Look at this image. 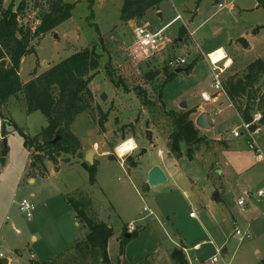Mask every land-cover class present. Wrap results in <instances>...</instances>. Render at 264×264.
I'll return each mask as SVG.
<instances>
[{
  "label": "rangeland",
  "instance_id": "374dc122",
  "mask_svg": "<svg viewBox=\"0 0 264 264\" xmlns=\"http://www.w3.org/2000/svg\"><path fill=\"white\" fill-rule=\"evenodd\" d=\"M64 1L74 5L72 17L53 32L32 41L35 52L22 60L20 76L23 82H28L35 74L44 73L74 53L88 47L97 48L102 56L101 68L90 85L95 101L91 110L78 116L71 126L72 133L80 140L84 151L93 148L95 143L101 147L97 153V181L91 183L89 173L83 167L87 153L80 157L62 155L57 164L60 168L56 171L57 165L53 162L46 159L40 163L33 158L35 147L26 148L22 137L12 125H6L3 137V120L0 118V264H5L4 261H7L6 264H29L35 255L37 261H46L49 256L64 253L67 246L63 239L75 235V231L80 234L88 232L83 225L74 228L75 211L68 202L69 198L78 201L86 194L93 198L95 206L112 214V223L121 227L146 216L148 219L145 223L152 224L147 225V229L154 227L153 230L159 234L155 216L145 212L144 208H151L158 214V219L167 223L165 215L173 218V214H176L174 225H167L165 229L172 227L176 234H180V239L189 249L191 264H264V237L257 240L255 233L244 241L231 237L235 229L233 215L238 221L250 222H258L264 216V198H257L256 195L248 201L247 208L250 210L246 212V216H237L239 195L245 190L256 194L264 189L263 183L255 187L254 191L252 188L255 179L251 176L245 180V189L240 188L242 181H238V175H244L249 170V165L243 164L242 169H238L237 164L247 159L253 161L256 156L248 141L238 139L239 144L231 147L221 146L214 141L202 144L196 148L194 160L188 158L185 143L181 145L182 156L171 158L168 142L173 129L169 112H193L197 105L205 104L200 92L204 86L211 84L212 74L207 53L220 46L228 50L235 47V42L242 47L241 38L247 39L251 35L254 37L249 38L252 50L245 55H236L235 66L226 73V78L234 74L243 76L250 63L256 59L264 60V9L258 7L257 0H165L160 5V12L148 11L139 26L149 24L153 31L165 28L164 35L169 48L144 60L133 58V32L125 29L126 35H121L123 0H95L93 9L88 0ZM228 2L234 4L233 11L227 6L219 8V4ZM19 3L20 0H16L15 5L18 6ZM8 4L9 0H5V5ZM199 8L201 11L197 15ZM239 8L247 10L241 11ZM27 15L29 23L36 25L37 12L34 14L33 11H27ZM179 16L183 19L179 20ZM258 27L261 28L256 31ZM178 56H187L190 64L195 60L197 63L188 73L176 74V70L168 69L175 77L163 89L161 86L166 80L164 68L170 58ZM223 57L225 52L221 49L212 55L214 61ZM108 70L119 86L110 81ZM149 73L157 74L149 80ZM261 89L262 93L264 79ZM140 91L142 95L138 94ZM143 98L151 105L144 104ZM239 102L240 105L245 104ZM220 103L222 106L207 104L212 109V121L216 117L213 109L223 108V112L217 117L218 124L215 121V128L209 134L213 139L219 136L226 139L234 129L243 125L241 115L233 105L234 108L229 106L226 98L222 97ZM2 113L30 137L39 135L48 126L47 118L40 112L27 113L20 94L3 105ZM104 115L107 118L102 126L100 123ZM190 117L193 120V113ZM259 118L260 115L255 114L253 121ZM254 126L262 128L256 139L264 152V126L259 120ZM149 131L151 135L148 134ZM200 131L203 134L207 130ZM130 138H134L137 143L134 153L120 157L113 150L111 157L102 158L99 155ZM4 149L7 150L6 156ZM2 159H5L4 164ZM220 159L221 171L225 175L222 190L219 189L221 179L217 174ZM95 160L94 158V162ZM120 160L126 164H122ZM32 161L36 165L33 172L30 170ZM131 161L136 162L135 167H131ZM226 162L231 164L229 168L225 166ZM156 165L165 174H173V180L161 186L147 188L149 170ZM259 173H264V163L258 168L256 176ZM206 174L216 184L217 192L224 193L223 197L232 214L229 221L219 229V239L211 236L214 233L209 226L208 214L207 217H202V223L189 219L191 211L198 215L205 212L204 206L211 193L210 188H214L207 181ZM204 187H207L206 191ZM24 199L36 206L30 221L19 210V203ZM240 226L242 230H246L245 225ZM33 236H37L38 241H34ZM134 239L138 241L137 237ZM160 239L161 243H157L159 249H152L148 245H153V241L147 245L145 240L141 243L134 242L133 251L136 253L145 245L148 251L152 250L144 258L153 262L159 253L164 254L165 248L170 247L164 233ZM203 241L206 243L195 251L194 244ZM213 243L223 246L217 251ZM224 249L228 250V255L223 254ZM256 249H260L261 253H256ZM185 256L187 259L188 256ZM214 257L218 258L216 263L212 262ZM187 261L189 264V259Z\"/></svg>",
  "mask_w": 264,
  "mask_h": 264
},
{
  "label": "trees",
  "instance_id": "16d2710c",
  "mask_svg": "<svg viewBox=\"0 0 264 264\" xmlns=\"http://www.w3.org/2000/svg\"><path fill=\"white\" fill-rule=\"evenodd\" d=\"M165 0H123L121 8V22L127 25L130 21H138L145 17L150 10H159ZM16 0H0V118L2 133L5 136V127L12 125L13 129L22 137L24 146L28 149L35 147L36 158L40 163L49 160L58 164L62 155L81 156V142L72 133L71 126L78 116L89 112L95 101L91 90V83L99 75L102 56L96 47H88L74 53L65 60L49 68L44 73L35 76L28 82H23L20 76L22 60L35 52L32 41L48 33L53 32L58 26L72 17L73 4L64 0H20L18 6ZM93 9L95 0H88ZM258 7L264 9V0H257ZM27 11L37 12V25H31L28 21ZM263 27V26H262ZM261 27H258L256 31ZM255 31V32H256ZM244 45L247 43L244 40ZM197 61H193L186 68L192 71ZM157 73H149L151 80ZM107 75L111 82L119 86L114 80V75L108 70ZM166 80L161 88L173 81L175 74L169 73L164 68ZM264 79V60L257 59L247 66L243 76L230 75L225 80V90L229 101L241 115L245 123H252L255 114L260 115V124L264 126V91L261 93V84ZM258 96V94H260ZM22 95L27 107V113L40 112L48 120V126L42 132L30 137L16 124L3 116L2 107L11 98ZM142 95L140 91L138 93ZM245 102L240 105V102ZM144 104L151 103L143 98ZM240 106H237V105ZM196 111L176 112L170 111L172 119V132L169 135V148L171 154L180 158L182 156L181 145H187V156L195 159V150L202 144H210L211 139L202 134L200 129L191 119V114ZM106 115L101 119L100 125L104 126ZM256 127L254 126L253 129ZM56 143L54 142L56 139ZM221 144V143H220ZM7 150L4 149V156ZM35 160V159H34ZM83 167L88 171L90 182H96L97 161L92 166L83 162ZM131 167L136 162L131 161ZM36 168L35 161L30 163V170ZM59 170V165L55 166ZM218 192L213 194V199H218ZM69 204L75 210L78 218L88 227V234L84 239L74 244L64 253L49 261L31 260L29 264H111L108 256V243L113 236V229L106 223L100 222L94 212L92 202L83 195L78 199H68ZM138 231L132 233L136 238ZM129 241L125 236L121 243V249ZM177 264H188L184 251L175 250L172 254Z\"/></svg>",
  "mask_w": 264,
  "mask_h": 264
},
{
  "label": "crops",
  "instance_id": "0c3cea01",
  "mask_svg": "<svg viewBox=\"0 0 264 264\" xmlns=\"http://www.w3.org/2000/svg\"><path fill=\"white\" fill-rule=\"evenodd\" d=\"M226 5H227V8L230 11H233L234 10V4L232 2H228ZM239 9L241 11L247 10V9H244V8H239ZM200 11H201L200 8L196 11L197 15H199ZM157 12H160V10H157ZM143 19L144 18H142L141 20H138V21H136V20L135 21H130L129 23H127V25H124L123 23H121V26L123 27V28H121V30H122L121 35H126L125 29H129V30H131L133 32V28L137 24L139 25V23ZM193 20L194 19L192 18L191 19V24H193ZM202 25L199 26L197 28V30L200 27H202ZM162 30L164 31L165 28H163ZM249 38L253 39L254 37H252L251 35H249V37L247 39L246 38H244V39L241 38L242 41H244L246 39L245 41H246L247 45H249V46H247V48L245 47L244 42H243V46L242 47H240L238 45V43L235 42V43H233V45L235 47H230L227 50L226 48H224V46H220L218 48H215V50H213L212 52L221 49V50H223L226 53V55H227V63H228V67H229V70L228 71H230V69H232L235 66V62H236L235 57H236L237 54L245 55V53H247L250 50H252L251 40L249 41ZM239 40H240V38H239ZM167 48H169V45H167V47H166V49L164 51H166ZM212 52L207 53V55L211 54ZM182 57H184L187 60L188 64H190V62L188 61V57L187 56H182ZM40 74H42V73H37V74H35V76H38ZM200 93H201V98H202V94H204V93L213 94V91L211 89V84L208 85V86H204V88H202V90H201ZM207 104H209V103L201 104L199 106L197 105L196 112L193 113V121H194V123L196 124V120L198 119V117L200 115H202L203 113H206L207 116H208L209 122L212 125V129L209 130V131L208 130L207 131H204L203 134H205L212 141L217 142V143H221L220 144L221 146L231 147L234 144H239L238 139L236 140V138H234L232 135L230 137L226 138V139L224 137H220V136L213 139V138H211L209 136L210 132L213 131L214 128H215V125H214L215 121L218 124L217 117L219 116V114H221L223 112V108H221V109L220 108L213 109L214 112L216 110H219L220 113L218 115H215L216 117L214 118V121H212L211 120V114H212L211 113V110L212 109L210 110V108H209V106ZM221 106H222V104H221ZM229 106L232 107V108H234L230 102H229ZM261 130H262V128L260 127V131ZM229 138H231V139H229ZM130 139H133L134 140V138H130ZM134 142L136 143L135 140H134ZM229 143H230V146H229ZM136 145H137V143H136ZM117 147L118 146H114V147L110 148L109 150H104V151L100 152L99 155L102 158L111 157V155H110L111 154V151L114 150L115 151V154H117V152H116V148ZM100 149H101V147L100 146H97V144L95 143L94 146H93V148H90L87 151H84V148H82L81 153L82 154H85V153H88L90 151H93L94 152V158L96 159L95 161L99 162L97 160V153H98V151ZM260 149H261V147H260ZM134 151H136V149ZM134 151L131 152L130 154L134 153ZM169 151H170V149H169ZM261 151L263 152L262 149H261ZM169 153H171V152H169ZM263 155H264V152H263ZM171 158H174V156L172 155ZM117 160H119V159L117 158ZM222 160H223V158H222ZM222 160L220 159V168L217 170V174L219 176V179H221V182H220L221 185L219 186V189L221 188V190H222V187L224 186V183L223 182L225 180L224 171L223 170L221 171ZM121 163L122 164L123 163L126 164L124 161L123 162L121 161ZM263 163H264V160L259 159L257 157V155H256L255 158L253 159V161L251 159H247V160H245V162H241V163L237 164L238 169H242L243 164L249 165L248 166L249 167V170L244 175L243 174L238 175V181H242V182H240V188L246 187L245 186L246 185L245 180H246V178L249 179L248 176H251L253 179H255V181L253 183L254 187L252 188V189H254V191L256 189L255 187H257L258 185H261V184L264 183V173L263 174L259 173V175L256 176L257 175V172H258V168ZM74 165L80 166L78 164H74ZM156 166H158V165H156ZM225 166L229 168L231 166V164L229 162H226L225 163ZM153 167H155V166H152L151 168H153ZM169 169H171V168H169ZM130 170L131 169H129V171ZM164 173H165V171H164ZM165 175L167 176V182L166 183H168L169 181L171 182L173 180V174H170V176L167 175V174H165ZM205 177H206L207 181L209 183H211L210 186L211 187L214 186L213 189L210 188L211 189V193H210V195L208 197L207 203L204 206L205 212H202L199 215L197 213V218H190V216H189V219L190 220H199L198 223H202V217L203 216H206V214H208L209 215L208 220L210 221L209 222V226L213 229L212 230V233H214V234L211 233L212 234L211 236L213 238H215V239H219V229L222 228L227 221H229L230 215H232V214H231V211H230L228 202L223 197L224 193L221 194L222 191H219L218 192L219 194H217L218 195V199L217 200L213 199V196L212 195L215 193V191H217V186H216L215 183L212 182L211 178H209L207 176V174H206ZM96 181H97V179H96ZM31 182H33L32 179H31ZM203 189H204V191H206L207 190V187H204ZM243 189H245V188H243ZM260 190H264V189H260ZM225 191H227V189ZM241 194L239 195V197L241 196ZM85 196H87V198L92 202L93 208H94L93 210H94L95 214H97L99 221L100 222H103V223H106L109 226V228H112L113 229V236L111 237V239L109 240V243H108V256H109V260H110L111 264H177L176 261L173 259L172 254H173V252L175 250H181V249L186 253V254L185 253L184 254L188 256L187 259H189V264H191L190 263L191 261H190V258H189V249L187 248L186 244L182 241V239H180V234H176L174 232L175 231L174 228H172V227H171V229H170V227L167 228V229H165L166 228L165 226H167V225H171V226L174 225V219L176 218V214H173V218H171L170 216L165 215V217L167 218V221H168V223H167V222H165L163 220L161 221L160 219H158L157 216H156L158 214L154 210L152 211L151 208L145 207V208H147L146 211H145V208H144V211L145 212H149L150 215L155 216V220L154 221L158 222L156 224V228H158L160 230L159 234H157L153 230L154 227L151 228V229H147V225H152V224H150L148 222L145 223V221L148 219L146 216H144L142 218H138V220H133V221L127 223V225L121 227L120 225H115L114 223H112V216H113L112 214L105 213L101 209H99L97 206H95V204H94L95 202H94L93 198L89 194H86ZM239 197H238V199H239ZM238 199H237V201H238ZM248 201H247V204L244 207H240V206L238 207V204H236V206L239 208L238 213H237V216L238 215L239 216H243V218H244L246 216V212H249L250 209L247 208ZM243 218H240L239 217V219H243ZM78 219L79 218H78V216H77V214L75 212V224H74V228L77 229V228H79V227H81L83 225V227L85 228V230H86V228L88 229V227L83 222L78 221ZM233 220L235 221V226L236 225L240 226L241 224L242 225H245L246 229H249L252 233H255V235L257 236V238H256L257 240L260 239V238H262V237H264V216L258 222H255V220L254 221H251V222L250 221H240L239 220L240 223H241L240 224L239 221L235 218L234 215H233ZM130 225H134L137 228L136 231H138V236H137V238H138L137 240L138 241H136L132 237V233H130L128 231V227ZM199 226H200V224H199ZM126 229H127V231H126ZM74 233H75V235H72L70 238L63 239L65 241L64 243H66L65 245L67 246V248L65 249V251L67 249H69L70 247H72L77 242H79L82 239H84L86 237V235L88 234V232H83L82 234H80L77 231H75ZM162 233H164L167 236V238L169 240L168 242L170 243V247L169 248H165L164 254L159 253L156 256V259L153 262H150L147 259L145 260V258H144L145 255H147V253H149L153 248L159 249V247L157 246V243L158 242L161 243V239L160 238H161V234ZM233 233H234V231L232 232V234ZM232 234H231V237H232ZM126 235H131V238L129 239L130 242L126 243V245L124 246L123 252H122L121 243H122L123 237L124 236L126 237ZM214 235H216V236H214ZM208 236H210V235H208ZM33 240L34 241H38V237L37 236H33ZM145 240H147V245H148V242L153 241V245H151V246L148 245L149 247H152V249L150 251H148V248H146V246L143 245L140 249H138L139 251H137L135 253L133 251V243L134 242L141 243V242H143ZM204 243H206V241H203L202 243L197 242L196 244H194V246H193L194 247V250L195 251L196 250H199L201 248L202 244H204ZM213 245H214V247H215V249L217 251H219L221 249V247L223 246V244H221V246H218V244H216V243H213ZM50 251H51V249H50ZM222 252H223L224 255H228V250L224 249ZM52 253H54V252H52ZM256 253L260 254L261 253V250L260 249H256ZM55 257H57V256L56 255H54L53 257L52 256H49V258L46 259V261H49L51 259H54ZM31 260L37 261L36 260V255H35V258L32 257ZM4 263H5V261H4Z\"/></svg>",
  "mask_w": 264,
  "mask_h": 264
},
{
  "label": "built area",
  "instance_id": "2783aa9c",
  "mask_svg": "<svg viewBox=\"0 0 264 264\" xmlns=\"http://www.w3.org/2000/svg\"><path fill=\"white\" fill-rule=\"evenodd\" d=\"M227 5L226 4H219V8L223 9ZM36 14V12H34ZM178 19H182L181 16ZM37 25V21H36ZM35 25V26H36ZM134 34V44L132 48L134 49L133 58H142L144 60H148L152 58L154 55L163 52L167 45L168 41L164 35V31H153L150 28L149 24L139 26L138 24L133 28ZM220 50V49H219ZM219 50L212 52L211 54L207 55V59L211 68V89L213 94L204 93L202 94V99L205 103L214 104L221 106L220 99L222 97L226 98L229 101L228 95L225 90V80H226V73L229 70L228 63H227V55L225 53V57L223 59L214 61L212 55L217 53ZM131 56V55H130ZM187 60L182 57H173L170 58L167 62V68L170 70H177L180 68H186L188 66ZM230 102V101H229ZM231 103V102H230ZM220 113L219 110H216L214 114L218 115ZM257 120H260L257 119ZM257 120L253 121L252 123H245L243 121V125L237 129H234L231 134L236 139H245L248 141L249 147L251 150L255 151L257 157L261 160H264L263 152L261 151L256 136L260 132V128L257 127L253 129L254 125L256 124ZM244 130V131H242ZM256 195L257 198L264 197V190L258 191L256 194L250 191H243L241 196L239 197L237 204L240 207H244L247 204V201ZM19 210L22 214H24L27 220H32L33 214L36 211V206L27 199L22 200L19 203ZM147 208H145V211ZM264 215V214H263ZM190 218H197V214L194 211H191L189 214ZM137 230L134 225H130L128 227V231L133 233ZM252 236V232L249 229L242 230L240 226L236 225L234 229V233L232 237L238 238L240 241H244L245 239H249ZM220 252H218V255ZM0 256H2L0 254ZM218 261L217 257H214L212 262L216 263Z\"/></svg>",
  "mask_w": 264,
  "mask_h": 264
},
{
  "label": "water",
  "instance_id": "95a60500",
  "mask_svg": "<svg viewBox=\"0 0 264 264\" xmlns=\"http://www.w3.org/2000/svg\"><path fill=\"white\" fill-rule=\"evenodd\" d=\"M159 16H161V14ZM188 72H189V69L187 68H180L175 71L176 74H182V73H188ZM196 126L200 129L208 130V131L212 129V125L210 124L206 113H203L202 115L198 117V119L196 120ZM148 134L151 135V132L149 131ZM57 140L58 138L54 142L56 143ZM145 152L146 151H144V153ZM170 156L172 157L171 154ZM85 161L90 166L94 164V152L93 151H90L86 154ZM1 162L2 164H4L5 159H2ZM147 182H148L147 188L161 186L167 182V176L165 175L164 171L159 166H155L150 170L148 177H147ZM126 238L130 239L131 235H126ZM5 263H7V261H5Z\"/></svg>",
  "mask_w": 264,
  "mask_h": 264
},
{
  "label": "bare ground",
  "instance_id": "6f19581e",
  "mask_svg": "<svg viewBox=\"0 0 264 264\" xmlns=\"http://www.w3.org/2000/svg\"><path fill=\"white\" fill-rule=\"evenodd\" d=\"M216 54V53H215ZM214 54V55H215ZM214 60V59H213ZM221 60V59H220ZM230 63V62H229ZM131 141H133L132 139H129ZM129 140H126L125 142L121 143L117 148H116V152L117 154L120 156V157H124L128 154H130L131 152H133L136 148H137V145L136 143L133 141V147H130V148H125V144L129 141ZM120 149H123V151H120Z\"/></svg>",
  "mask_w": 264,
  "mask_h": 264
},
{
  "label": "clouds",
  "instance_id": "9594fccd",
  "mask_svg": "<svg viewBox=\"0 0 264 264\" xmlns=\"http://www.w3.org/2000/svg\"><path fill=\"white\" fill-rule=\"evenodd\" d=\"M124 147H125V148L133 147V141L129 140V141L125 144ZM120 151H123V149H120Z\"/></svg>",
  "mask_w": 264,
  "mask_h": 264
}]
</instances>
